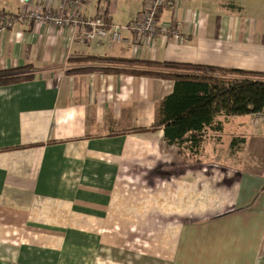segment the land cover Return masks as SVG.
<instances>
[{
  "label": "crops",
  "instance_id": "0c3cea01",
  "mask_svg": "<svg viewBox=\"0 0 264 264\" xmlns=\"http://www.w3.org/2000/svg\"><path fill=\"white\" fill-rule=\"evenodd\" d=\"M27 1L0 12L59 4ZM147 1L90 0L87 14L128 26ZM263 1L173 0L161 35L111 50L72 29L0 25V72L35 68L0 86V264H264V126L231 118L183 152L157 127L174 81L69 74L91 57L264 73Z\"/></svg>",
  "mask_w": 264,
  "mask_h": 264
},
{
  "label": "trees",
  "instance_id": "16d2710c",
  "mask_svg": "<svg viewBox=\"0 0 264 264\" xmlns=\"http://www.w3.org/2000/svg\"><path fill=\"white\" fill-rule=\"evenodd\" d=\"M88 61L100 64L69 74L106 71L174 81L173 93L158 110L157 127L163 128L169 146L183 152L202 149L209 134L222 133L231 118L264 111V73L144 60L91 57ZM34 72L32 66L0 72V86L30 80Z\"/></svg>",
  "mask_w": 264,
  "mask_h": 264
},
{
  "label": "built area",
  "instance_id": "2783aa9c",
  "mask_svg": "<svg viewBox=\"0 0 264 264\" xmlns=\"http://www.w3.org/2000/svg\"><path fill=\"white\" fill-rule=\"evenodd\" d=\"M27 2L20 0L22 5ZM89 3L90 0H59L57 7L22 10L17 14L0 12V25L3 29L16 24H41L59 29H72L75 32L74 40L78 44L95 45L111 50L122 44H131L133 41L138 44L144 37L155 39L161 35L158 17L173 0H148L141 15L128 26L109 24L102 15H88ZM126 33L133 36L132 40L125 36ZM250 117L253 127L264 126V111Z\"/></svg>",
  "mask_w": 264,
  "mask_h": 264
},
{
  "label": "rangeland",
  "instance_id": "374dc122",
  "mask_svg": "<svg viewBox=\"0 0 264 264\" xmlns=\"http://www.w3.org/2000/svg\"><path fill=\"white\" fill-rule=\"evenodd\" d=\"M237 7H239L242 3H243V0H237ZM240 3V4H239ZM262 4H264V1H263V3ZM259 14H261V13H259ZM263 14H264V11H263ZM93 64V63H92ZM100 63H97V64H95V66L96 65H99ZM111 64V63H110ZM94 65V64H93ZM101 66V65H100ZM104 66H106V64H104ZM244 121H246L248 124H250V117L249 116H245L244 117V119H243ZM223 138H224V142L223 143H221L220 144V146H221V148H222V150H227V148H228V145H229V140H230V137L229 136H227V135H223L222 136ZM232 138V137H231ZM250 140H254V141H257L258 140V138L257 137H253L252 139H250ZM252 142V141H251ZM263 142V141H262ZM212 147V146H214V142H210V145H209V147ZM226 148V149H224V148ZM256 149H260L263 153H264V144L263 143H259V141L253 146V150H256ZM256 154H258V155H260L262 158H264V154H262L260 151H258L257 150V153ZM261 161H263V160H261ZM260 161L259 160H257V163H259Z\"/></svg>",
  "mask_w": 264,
  "mask_h": 264
}]
</instances>
